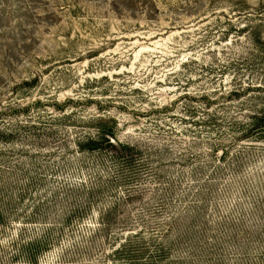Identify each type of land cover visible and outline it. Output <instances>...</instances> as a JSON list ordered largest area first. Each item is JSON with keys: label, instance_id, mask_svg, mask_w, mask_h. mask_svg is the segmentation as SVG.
Returning a JSON list of instances; mask_svg holds the SVG:
<instances>
[{"label": "rangeland", "instance_id": "1", "mask_svg": "<svg viewBox=\"0 0 264 264\" xmlns=\"http://www.w3.org/2000/svg\"><path fill=\"white\" fill-rule=\"evenodd\" d=\"M263 125L264 0H0V264H264Z\"/></svg>", "mask_w": 264, "mask_h": 264}, {"label": "trees", "instance_id": "2", "mask_svg": "<svg viewBox=\"0 0 264 264\" xmlns=\"http://www.w3.org/2000/svg\"><path fill=\"white\" fill-rule=\"evenodd\" d=\"M101 139H102V142H101V143H97V144H96L95 142H93V143L89 142V144L87 145V147H89L90 149H91V148H97V147H99V148H108V147H110V148L113 149L117 154L120 153V151H121V146L118 144V142H117L118 147H115V146H113L111 143H109L108 140H107L104 136H102Z\"/></svg>", "mask_w": 264, "mask_h": 264}, {"label": "water", "instance_id": "3", "mask_svg": "<svg viewBox=\"0 0 264 264\" xmlns=\"http://www.w3.org/2000/svg\"><path fill=\"white\" fill-rule=\"evenodd\" d=\"M261 129H264V125L261 127ZM105 136V138L108 140V142L109 143H111L113 146H115V147H118V144H117V141L116 140H114L112 137H110V136H106V135H104Z\"/></svg>", "mask_w": 264, "mask_h": 264}]
</instances>
